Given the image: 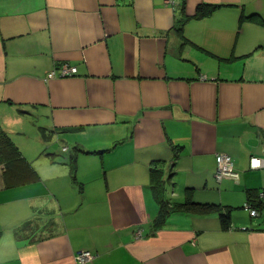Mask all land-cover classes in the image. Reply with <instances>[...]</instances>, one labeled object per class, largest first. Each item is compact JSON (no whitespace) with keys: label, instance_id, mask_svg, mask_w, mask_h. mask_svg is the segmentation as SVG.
I'll return each mask as SVG.
<instances>
[{"label":"crops","instance_id":"obj_1","mask_svg":"<svg viewBox=\"0 0 264 264\" xmlns=\"http://www.w3.org/2000/svg\"><path fill=\"white\" fill-rule=\"evenodd\" d=\"M0 125L39 175H0V264H264V223L237 211L264 190V0H0ZM187 199L229 227L157 218Z\"/></svg>","mask_w":264,"mask_h":264},{"label":"trees","instance_id":"obj_2","mask_svg":"<svg viewBox=\"0 0 264 264\" xmlns=\"http://www.w3.org/2000/svg\"><path fill=\"white\" fill-rule=\"evenodd\" d=\"M212 7H208L207 11H210ZM179 29V28H178ZM61 64V63H60ZM56 65L55 67L59 66ZM44 138L49 139L50 134L42 132ZM74 158V155H73ZM233 159V158H232ZM75 160L71 161L72 166L75 165ZM0 170H1V182L4 187L12 188L22 186L26 184L35 183L39 179V175L35 168L32 166L31 161L28 160L18 148V146L12 141L10 136L2 129L0 125ZM156 169L152 170L153 184L151 187L159 189L161 177H158ZM153 188V189H154ZM245 205L257 211L256 215L251 217H259L254 219L257 224L264 223V215H261L264 210V190H257L247 198ZM175 206V207H174ZM189 210L199 214H207L211 211L218 212L219 220L223 228H228L231 223L230 208L226 206H218L211 203L194 202L191 199H187L182 203H175L171 201H165L162 204L161 211L157 218L160 220L164 218L172 210ZM1 234V231H0Z\"/></svg>","mask_w":264,"mask_h":264},{"label":"built area","instance_id":"obj_3","mask_svg":"<svg viewBox=\"0 0 264 264\" xmlns=\"http://www.w3.org/2000/svg\"><path fill=\"white\" fill-rule=\"evenodd\" d=\"M166 4L173 7L179 6L181 0H163ZM77 72L76 66H73L67 62H62L59 66L54 67L47 73V77L55 76H70ZM67 146H62L61 150L66 151ZM216 168H215V178L221 180L223 177L238 178V173L234 169V162L230 155L226 153H217L215 155ZM249 165L251 168L264 167V157L253 155L250 157ZM246 207L249 209L250 214H257L255 209L250 208L248 205ZM93 255L89 250H81L77 254V261L79 263L87 262L93 259Z\"/></svg>","mask_w":264,"mask_h":264},{"label":"rangeland","instance_id":"obj_4","mask_svg":"<svg viewBox=\"0 0 264 264\" xmlns=\"http://www.w3.org/2000/svg\"><path fill=\"white\" fill-rule=\"evenodd\" d=\"M54 158L56 157V158H60V156H53ZM59 161V160H58ZM0 175H1V170H0ZM224 178V177H223ZM222 178V179H223ZM167 187H168V185H167ZM0 197H1V195H0ZM1 200V199H0ZM1 204H0V207H2L3 206V204H2V202H0ZM248 209V208H247ZM246 208H240V209H237V211H243V212H246V214L250 217V215L248 214L250 211H248ZM254 215V214H253ZM248 216H247V218H248ZM250 219L251 220H254V219H258V217H250ZM2 224H4V221H0V225H2Z\"/></svg>","mask_w":264,"mask_h":264}]
</instances>
